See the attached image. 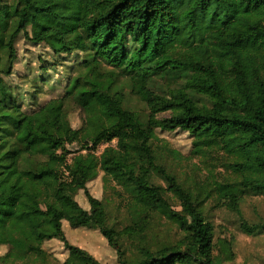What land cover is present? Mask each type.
I'll return each mask as SVG.
<instances>
[{
  "label": "trees",
  "instance_id": "obj_1",
  "mask_svg": "<svg viewBox=\"0 0 264 264\" xmlns=\"http://www.w3.org/2000/svg\"><path fill=\"white\" fill-rule=\"evenodd\" d=\"M70 3L80 21L66 28L68 20L56 26L35 20L32 0H0V206L15 207L28 183L43 190L46 206L33 226L0 207V264L236 260L234 240L216 238L208 214L155 163L152 134L182 135L192 150L200 131L218 132L228 152H244V164L260 176L246 180L241 195L228 192L216 208L234 212L240 232L264 234V217L249 218L242 208L249 199L264 202V70L249 78L236 48L237 39L264 35V14L245 34L231 33L237 16L264 8V0ZM93 91L115 118L94 139L83 124ZM50 101L72 106L78 118L64 112L59 122L35 125L30 116ZM92 141L106 145L99 166H69L59 152ZM132 197L147 201L149 210L137 224L140 239L128 246L122 200ZM68 227L94 230L111 258L74 243Z\"/></svg>",
  "mask_w": 264,
  "mask_h": 264
},
{
  "label": "rangeland",
  "instance_id": "obj_2",
  "mask_svg": "<svg viewBox=\"0 0 264 264\" xmlns=\"http://www.w3.org/2000/svg\"><path fill=\"white\" fill-rule=\"evenodd\" d=\"M35 8V20L45 25H58V20H68L69 26L80 21L77 11L72 9L70 0H32ZM41 8H49L52 15L41 12ZM264 14V8L252 13L239 14L234 21L232 34H245L250 25ZM236 48L243 68L251 77L254 70H264V35L254 38L252 36L237 39ZM233 95L239 94L233 88ZM92 102L86 111L84 126L88 125L93 139L102 128L115 122V118L107 111V100L102 93L93 91ZM230 109H220L227 112ZM67 112L68 117L77 119L72 106L60 101H50L44 108L30 116L31 121L38 125L41 122H59L62 114ZM167 116V115H166ZM82 117L79 119V121ZM152 139L156 146L152 150L155 163L163 167L175 179L183 191L188 193L195 208L203 216L208 214L216 230V238L234 240L236 260L223 264H264V234L258 237L250 236L239 231L238 217L226 208H216L228 192L236 196L241 195L242 184L248 180H255L260 176V170L253 166H246L244 152L237 150L228 152L222 142L220 133L206 136L200 131L194 138L195 146L191 150L190 139L182 135L154 133ZM115 144V143H114ZM106 145H93L82 147L79 143L66 144L59 152L63 154L69 166L80 163L99 166V157ZM66 172V171H65ZM67 173V172H66ZM115 176L116 171L110 170ZM67 175L64 176L66 178ZM94 188L100 194L103 190L102 174L94 181ZM109 193L103 194V196ZM124 207L122 217L124 241L133 246L140 239L137 224L149 210L147 201L140 197L122 200ZM2 210L14 212L16 217L24 224L33 226L42 221L46 211L43 190L32 183H28L16 206H0ZM249 218L264 217V202L249 199L242 206ZM68 233L74 243L85 247L99 256L111 258V250L104 240L94 230H74L68 227ZM110 261L111 259L108 258Z\"/></svg>",
  "mask_w": 264,
  "mask_h": 264
}]
</instances>
